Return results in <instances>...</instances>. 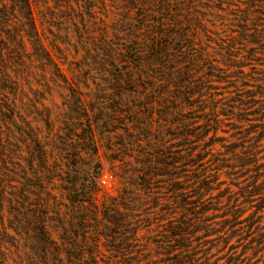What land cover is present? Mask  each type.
Wrapping results in <instances>:
<instances>
[{"label":"trees","instance_id":"1","mask_svg":"<svg viewBox=\"0 0 264 264\" xmlns=\"http://www.w3.org/2000/svg\"><path fill=\"white\" fill-rule=\"evenodd\" d=\"M121 1L119 27L88 52L107 91L98 108L79 91L78 71L68 78L41 38L36 0H0V264H264V147L255 150L264 140V79L249 83L230 42L221 58L207 53L190 19L174 54V0ZM248 4L243 20L264 0ZM171 84L179 95L169 94L163 113L179 114L176 157L140 150L134 164L116 165L121 157L110 156L120 191L105 193L97 130L126 120L149 129L152 95ZM52 91L62 105L55 118L45 104ZM176 161L178 205L166 207L176 216L163 217L145 201L155 199L161 166L171 176ZM208 161L234 179L252 173L238 193L212 195L222 181Z\"/></svg>","mask_w":264,"mask_h":264},{"label":"rangeland","instance_id":"2","mask_svg":"<svg viewBox=\"0 0 264 264\" xmlns=\"http://www.w3.org/2000/svg\"><path fill=\"white\" fill-rule=\"evenodd\" d=\"M75 1L78 0H68V2L67 0H36L33 4L36 27L64 74L70 78L71 69L78 71L79 91L86 102L98 108L107 106L108 101L105 98L107 91L100 89L101 76L91 69L93 61L88 52L104 34L111 35L112 28H117L118 19L124 15L125 3L121 0H85L84 3L80 2V5H76ZM249 2L250 0H174L172 4L177 10L174 29L177 30L176 36L174 35L176 38L170 45L174 49V54H179V27L190 19L192 22L189 25L190 30L194 31L197 42L207 53L221 58L224 53L221 47L230 42L241 61L246 63L242 69L247 74L249 83H256L253 80L255 78L264 79V6L260 9L256 6L250 7L247 12L248 20H243L242 15L245 14L243 11L247 9ZM181 7L183 10L180 9ZM137 13L138 11H135V15ZM257 30L262 33H259L261 36L256 39L254 36ZM173 85L171 84L168 90L170 92L157 95H155L156 91L153 93L148 106L152 108L153 119L149 129L137 131L132 128L133 123L126 120L124 127L120 122L113 121L111 126L97 130L96 137L101 144L98 148V157L102 165L99 181L105 193L117 195L120 191L117 176L108 168L110 156L121 157V160H113L116 165H121L123 161L134 164V157L140 150L149 151L155 157L157 155L163 157L169 152L176 157L179 148V114L164 118L163 113L166 110L165 105L171 104L169 94L179 95V84ZM45 104L50 108L52 118L62 111L61 98L56 91L51 92ZM226 121L232 120L225 119ZM54 125L56 126V122ZM134 137L141 140L136 141ZM263 147L264 140L257 144L255 150L259 151ZM216 148H220L219 144ZM207 164L208 168L218 175V180L222 181L218 188L212 190V195L219 194L220 190L226 187L232 193H238L240 185L252 173L247 172L234 179L227 173L226 168L218 169L215 167L216 163L212 161H208ZM178 165L179 162L176 161L169 167L173 171L171 176L162 174L165 172V166H161L159 171L161 174L155 175L153 180L156 186L153 188L155 199L148 198L145 201L147 207H151L155 212L160 211L163 217L175 215L169 214L166 207L174 208L178 205V190L174 189L179 183ZM103 180L105 182H102ZM102 193L98 194V202L102 200ZM222 199L226 202V195ZM161 207L164 209L161 210ZM142 233L143 231H140L138 235ZM222 253L223 251L217 252V256H221ZM247 253L250 255L249 251ZM262 256L264 257V253Z\"/></svg>","mask_w":264,"mask_h":264},{"label":"built area","instance_id":"3","mask_svg":"<svg viewBox=\"0 0 264 264\" xmlns=\"http://www.w3.org/2000/svg\"><path fill=\"white\" fill-rule=\"evenodd\" d=\"M102 182H105L104 180Z\"/></svg>","mask_w":264,"mask_h":264}]
</instances>
